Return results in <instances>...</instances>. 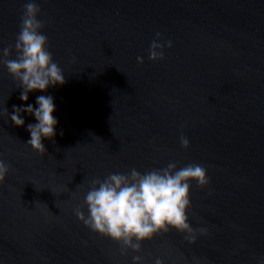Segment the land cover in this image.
<instances>
[{"label":"water","instance_id":"1","mask_svg":"<svg viewBox=\"0 0 264 264\" xmlns=\"http://www.w3.org/2000/svg\"><path fill=\"white\" fill-rule=\"evenodd\" d=\"M0 0V48L14 43L22 6ZM63 85L18 99L0 66V113L53 97L56 135L36 153L25 125L0 115V264H261L264 261V0H34ZM171 40L150 61L155 33ZM15 53L13 51V58ZM137 57L143 63H137ZM189 140L181 148L179 136ZM62 133V134H61ZM198 163L188 243L174 229L119 253L74 215L88 182L131 168ZM85 211L86 209H82Z\"/></svg>","mask_w":264,"mask_h":264},{"label":"clouds","instance_id":"2","mask_svg":"<svg viewBox=\"0 0 264 264\" xmlns=\"http://www.w3.org/2000/svg\"><path fill=\"white\" fill-rule=\"evenodd\" d=\"M39 13L40 7L34 0L24 3L14 43L0 48V66L18 85V99L23 102L28 100L29 93H45L49 87L65 82L63 71L52 59ZM161 39V33L156 32L148 48L150 61L163 60L164 50L173 46L171 40L161 43ZM137 63H143V59L137 57ZM35 105H13L11 113L4 108L0 115H6L13 126L20 127L25 125L21 113L31 114L35 122L26 125L29 138L24 143L39 154L45 152L42 141L56 135L58 121L53 115L55 105L51 95H37ZM179 144L181 148L189 147L183 132ZM8 173L9 165L0 159V182ZM192 182L201 188L209 184L206 168L201 164L192 162L177 167L176 161H169L165 167L143 172L131 168L127 173H109L102 180L94 178L88 182L83 204L73 210L74 215L91 232L116 243L121 256L140 252L143 242L169 229L193 243L197 234L205 235L208 230L206 227L193 228L189 223L187 210L191 207ZM82 209H86V214ZM131 264H145L144 257L132 255ZM151 264L165 262L157 256Z\"/></svg>","mask_w":264,"mask_h":264}]
</instances>
